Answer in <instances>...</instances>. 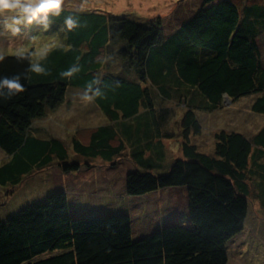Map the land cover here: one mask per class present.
<instances>
[{"label":"trees","instance_id":"trees-1","mask_svg":"<svg viewBox=\"0 0 264 264\" xmlns=\"http://www.w3.org/2000/svg\"><path fill=\"white\" fill-rule=\"evenodd\" d=\"M69 15L82 25L71 32L64 28ZM135 17L63 8L50 18L55 45L37 59L50 75L28 72L29 60L15 55L0 63V78L19 74L25 87L0 98V151L7 156L0 187L11 196L28 176L53 165L62 174L77 172L81 165L68 160L69 152L86 165L97 159L114 165L128 155L133 168L124 179L125 195L182 192L186 216L136 235L125 209L72 213L70 198L56 190L0 218V264H228V244L243 230L252 191L264 201V121L252 137L221 130L210 154L191 140L202 132L197 113L218 111L225 99L255 95L250 109L264 117L257 42L264 34V0H201L169 32L158 18ZM113 56L129 70L110 68ZM75 63L78 74L60 75ZM94 78L105 96L93 104L107 123L91 130L86 142L73 138L68 148L33 126L70 89L83 92ZM173 107L183 111L182 153L175 158L165 145L177 135L169 128Z\"/></svg>","mask_w":264,"mask_h":264},{"label":"rangeland","instance_id":"rangeland-1","mask_svg":"<svg viewBox=\"0 0 264 264\" xmlns=\"http://www.w3.org/2000/svg\"><path fill=\"white\" fill-rule=\"evenodd\" d=\"M200 1L65 0L63 8L80 11L101 10L112 15L136 16L135 18L145 21L158 18L163 22L165 32H169L182 18L191 15ZM50 35V27L47 31H42L41 26L34 23L22 26L17 36L9 34L0 37V47L4 49L6 56L14 55L17 49H26L32 53L33 60L36 61L41 53H47L51 45H55L56 41H51ZM257 42L264 64V34ZM116 57L110 59L112 69L122 68ZM123 68L124 71L129 70L126 64ZM81 94L79 90L70 89L64 101L54 110H49L45 116L36 119L33 126L63 140L68 148H71L73 138L86 142L91 130L106 124L107 120L93 102L82 101ZM255 98L254 95L235 102L225 99L220 110L197 113L202 132L199 136L191 137L192 143L199 151L210 154L214 149L215 135L221 130L240 132L252 137L264 121L262 115L255 114L250 109ZM173 110L175 114L169 128L177 135L174 139L165 141L167 155L171 158L179 157L182 153L179 122L183 111L175 107ZM6 159L7 156L0 151V164ZM68 160H78L80 169L74 173L62 174L58 167L53 165L47 170L28 176L8 197L5 193L8 189L0 187V218L6 219L22 208L43 201L49 194L60 190L71 198V204L78 206L72 209V213L80 206L83 211L78 212L79 214L125 209L133 219L134 232L137 235L156 230L161 222L171 220L178 213H183L187 207L184 194L173 190H161L144 197L125 195L124 179L133 168L128 155L121 157L114 165L97 159L88 162L87 166L85 160L70 152ZM253 181L256 183L258 179L255 178ZM92 191L96 193L92 194ZM228 253V264H264V201L257 196L255 190L250 195L243 230L228 244Z\"/></svg>","mask_w":264,"mask_h":264},{"label":"clouds","instance_id":"clouds-1","mask_svg":"<svg viewBox=\"0 0 264 264\" xmlns=\"http://www.w3.org/2000/svg\"><path fill=\"white\" fill-rule=\"evenodd\" d=\"M65 0H0V37L9 34L12 36L19 35L22 26H30L34 23L41 26L42 31H47L51 24V17H59L63 11ZM81 23L77 17L67 16L64 19V28L71 32L81 27ZM18 61L29 60L28 72L37 75H50V70L46 68L39 60L46 58V52L41 53L39 60L32 62L30 57L32 53L26 49H17L14 53ZM6 58V53L0 47V63ZM81 71L78 63L73 64L67 71L61 72L60 75L65 78H72ZM28 77L25 76V79ZM100 78H94L89 81L80 99L91 103L97 98H104L105 93L99 86ZM117 86L118 82H117ZM25 91L24 85L21 83V76L15 75L11 78H0V98L11 99L17 94Z\"/></svg>","mask_w":264,"mask_h":264},{"label":"crops","instance_id":"crops-1","mask_svg":"<svg viewBox=\"0 0 264 264\" xmlns=\"http://www.w3.org/2000/svg\"><path fill=\"white\" fill-rule=\"evenodd\" d=\"M94 193H96V191H92V194H94ZM185 197V196H184ZM70 198V197H69ZM185 200H186V198H185ZM70 202H71V198H70ZM74 207H78V206H75L74 204H71V210L74 208ZM98 209V208H97ZM77 211L78 212H82L83 211V209H82V207L80 206V208H77ZM77 211H75V212H77ZM186 214H187V207H186V209H185V211H183V213H178L176 216H174V218H172L171 220H167V221H177V220H179L180 218H182V217H185L186 216ZM174 219V220H173Z\"/></svg>","mask_w":264,"mask_h":264},{"label":"bare ground","instance_id":"bare-ground-1","mask_svg":"<svg viewBox=\"0 0 264 264\" xmlns=\"http://www.w3.org/2000/svg\"><path fill=\"white\" fill-rule=\"evenodd\" d=\"M151 168V167H150Z\"/></svg>","mask_w":264,"mask_h":264}]
</instances>
